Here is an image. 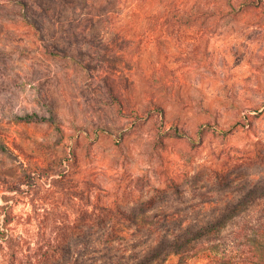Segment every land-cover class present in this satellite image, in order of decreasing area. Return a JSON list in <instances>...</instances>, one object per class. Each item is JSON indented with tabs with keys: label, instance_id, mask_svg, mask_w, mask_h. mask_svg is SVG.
I'll list each match as a JSON object with an SVG mask.
<instances>
[{
	"label": "rangeland",
	"instance_id": "1",
	"mask_svg": "<svg viewBox=\"0 0 264 264\" xmlns=\"http://www.w3.org/2000/svg\"><path fill=\"white\" fill-rule=\"evenodd\" d=\"M240 1L223 0L180 38L155 20L162 0H0V205L32 174L57 170L94 204L148 218L147 202L184 207L211 189L215 208L190 214L208 220L243 196L207 182L210 171L231 172L258 148L236 170L261 180L245 217L264 220V7ZM20 195L11 228L32 242L38 220L26 221L33 208ZM70 197L43 199L49 216L82 220L85 196Z\"/></svg>",
	"mask_w": 264,
	"mask_h": 264
},
{
	"label": "trees",
	"instance_id": "2",
	"mask_svg": "<svg viewBox=\"0 0 264 264\" xmlns=\"http://www.w3.org/2000/svg\"><path fill=\"white\" fill-rule=\"evenodd\" d=\"M161 3L163 12H157L155 20L170 24L180 38L186 28L205 26L212 16L227 7L223 0H162ZM229 4L234 6L232 0ZM237 7L261 10L264 0H242ZM17 116L32 120L38 114ZM259 153L257 148L254 153L244 154V163L228 169L231 172L210 171L207 182L220 179L228 193L243 191V196L231 202L223 215L208 220L193 219L190 214L215 208L211 189L201 193L206 198L202 202L184 207L171 206L164 210L147 202L140 212L150 211L154 216L148 218L121 207L94 204L91 194L79 192L65 171H37L31 175L28 189L11 187L2 194L5 204L0 205V252L6 255L5 264H264V220L250 222L245 217L246 211L261 197V180L246 177L248 181L243 182L244 173L236 170L251 166ZM21 193L30 198L33 208L26 221L38 220V234L32 242L11 228L16 221L14 205L21 200ZM67 194L72 199L85 196L87 206L82 220L49 216L52 208L42 200L56 198L59 203L66 201ZM115 212L120 219L110 218V213Z\"/></svg>",
	"mask_w": 264,
	"mask_h": 264
}]
</instances>
